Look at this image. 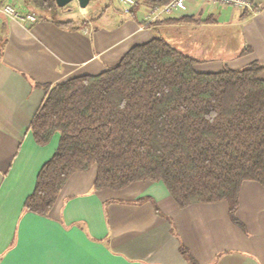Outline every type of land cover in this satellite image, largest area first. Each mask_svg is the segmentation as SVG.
Wrapping results in <instances>:
<instances>
[{"label":"crops","instance_id":"crops-1","mask_svg":"<svg viewBox=\"0 0 264 264\" xmlns=\"http://www.w3.org/2000/svg\"><path fill=\"white\" fill-rule=\"evenodd\" d=\"M248 1L187 0L160 18L143 6L136 19L127 7L111 21L107 6L74 30L38 13L35 23L0 14V264H264V187L254 181L240 190L244 228L226 201L179 208L162 182L96 191V168L73 174L48 216L24 210L60 142L56 133L40 146L30 130L46 86L99 75L156 36L197 59L200 73L264 64V0Z\"/></svg>","mask_w":264,"mask_h":264},{"label":"trees","instance_id":"trees-1","mask_svg":"<svg viewBox=\"0 0 264 264\" xmlns=\"http://www.w3.org/2000/svg\"><path fill=\"white\" fill-rule=\"evenodd\" d=\"M171 1L135 0L129 12L137 19L143 6ZM25 4L59 27L88 23L62 20L56 0ZM197 63L156 36L99 75L46 86L30 130L40 146L56 133L60 142L24 210L48 216L71 176L96 168V191L162 182L179 208L226 201L232 222L244 228L236 216L241 187H264V64L200 73Z\"/></svg>","mask_w":264,"mask_h":264},{"label":"rangeland","instance_id":"rangeland-1","mask_svg":"<svg viewBox=\"0 0 264 264\" xmlns=\"http://www.w3.org/2000/svg\"><path fill=\"white\" fill-rule=\"evenodd\" d=\"M4 1L15 6L20 12L22 13L24 12L25 9L24 0H4ZM107 6H110V9L106 13L107 14L106 17L110 21L118 20L119 17L122 16L118 12L128 9L126 6H124L122 3H120L117 0H113L112 3L110 0H91L87 8H81L79 4L76 1H74L63 8L60 16L65 20L72 19V20L81 21L83 18L85 19L96 16L98 13L106 9ZM212 55H218V52H213Z\"/></svg>","mask_w":264,"mask_h":264},{"label":"built area","instance_id":"built-area-1","mask_svg":"<svg viewBox=\"0 0 264 264\" xmlns=\"http://www.w3.org/2000/svg\"><path fill=\"white\" fill-rule=\"evenodd\" d=\"M126 7H132L135 4V0H117ZM210 3H222V4H235L237 6L250 7L251 4L248 0H206ZM187 0H172L169 4L163 7L150 8L151 16L160 18L165 15H170L176 10L183 9L186 6ZM0 14L7 16L11 19L21 20L25 22L35 23L38 17L31 12L22 14L15 6L9 3H0Z\"/></svg>","mask_w":264,"mask_h":264},{"label":"water","instance_id":"water-1","mask_svg":"<svg viewBox=\"0 0 264 264\" xmlns=\"http://www.w3.org/2000/svg\"><path fill=\"white\" fill-rule=\"evenodd\" d=\"M74 1L78 2L81 8H87L91 2V0H56V3L60 8H64Z\"/></svg>","mask_w":264,"mask_h":264},{"label":"flooded vegetation","instance_id":"flooded-vegetation-1","mask_svg":"<svg viewBox=\"0 0 264 264\" xmlns=\"http://www.w3.org/2000/svg\"><path fill=\"white\" fill-rule=\"evenodd\" d=\"M78 3V2H77Z\"/></svg>","mask_w":264,"mask_h":264}]
</instances>
